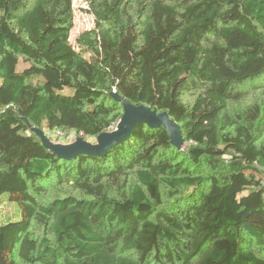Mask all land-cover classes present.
Listing matches in <instances>:
<instances>
[{
	"label": "trees",
	"instance_id": "1",
	"mask_svg": "<svg viewBox=\"0 0 264 264\" xmlns=\"http://www.w3.org/2000/svg\"><path fill=\"white\" fill-rule=\"evenodd\" d=\"M85 2L72 44V0H0V196L20 212L0 264H264L247 248L264 249V110L229 112L264 93V0ZM113 91L167 111L188 147L138 125L64 159L30 130L111 131Z\"/></svg>",
	"mask_w": 264,
	"mask_h": 264
},
{
	"label": "water",
	"instance_id": "2",
	"mask_svg": "<svg viewBox=\"0 0 264 264\" xmlns=\"http://www.w3.org/2000/svg\"><path fill=\"white\" fill-rule=\"evenodd\" d=\"M109 95L115 102L121 104L122 114L115 125V130L98 134L95 137V143H89L79 136L72 144L58 147L45 136L44 130L29 126L30 130L39 137L41 143L47 149L64 159H72L80 155L103 156L113 147L129 139L138 125H145L149 128H163L167 131L171 144L178 150L183 149L185 142L182 127L170 117L167 111L150 108L145 104H133L121 97L116 91L110 92ZM21 119L28 124L25 118Z\"/></svg>",
	"mask_w": 264,
	"mask_h": 264
},
{
	"label": "rangeland",
	"instance_id": "3",
	"mask_svg": "<svg viewBox=\"0 0 264 264\" xmlns=\"http://www.w3.org/2000/svg\"><path fill=\"white\" fill-rule=\"evenodd\" d=\"M72 6H73V27L70 30L69 34V40L72 44H75V39L79 35V33L84 30L93 27V17L92 15L87 11V3L85 0H72ZM251 104H258L263 110H264V93L262 90H253L249 91L248 94H246L242 99L239 101H234L229 103V112L230 113H236L237 111L241 109L247 108ZM115 130V127L113 128ZM45 136L48 137V131H44ZM79 137V136H77ZM76 137V138H77ZM52 144L60 146H68L72 144L74 140H59L55 139L53 137H48ZM85 141H88L89 143H95V137H84ZM190 142L185 143L184 149L188 147ZM69 186L68 185H48L47 186V193L45 200H49L55 197H60L63 193L69 192ZM182 194L184 193L183 190H181ZM80 195V194H78ZM166 199L165 203L168 204L170 201L177 203V198L174 199H168L166 196L164 197ZM180 199V198H179ZM170 205V204H169ZM20 219V212L15 203L10 202L6 196H0V223H9L11 221H16ZM4 237L7 238L11 234L10 228H4ZM42 229L39 227H35L33 230L34 236L36 238H39L42 233ZM255 252L256 255H260L264 257V249L257 247L256 245H252L250 247H247Z\"/></svg>",
	"mask_w": 264,
	"mask_h": 264
},
{
	"label": "built area",
	"instance_id": "4",
	"mask_svg": "<svg viewBox=\"0 0 264 264\" xmlns=\"http://www.w3.org/2000/svg\"><path fill=\"white\" fill-rule=\"evenodd\" d=\"M48 131V130H44ZM48 137H53L55 139L59 140H74L76 139L78 135L75 130H60V129H54L53 131H48Z\"/></svg>",
	"mask_w": 264,
	"mask_h": 264
}]
</instances>
